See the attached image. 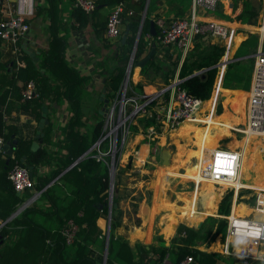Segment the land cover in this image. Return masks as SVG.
<instances>
[{
	"label": "trees",
	"instance_id": "1",
	"mask_svg": "<svg viewBox=\"0 0 264 264\" xmlns=\"http://www.w3.org/2000/svg\"><path fill=\"white\" fill-rule=\"evenodd\" d=\"M47 1L49 13L54 12L53 8L56 7V0ZM106 1L112 5L110 8L117 2L122 3L123 8L119 12L120 34L122 35L126 31L123 41H121V37L115 40L114 47L117 54L115 59L117 60L116 63L119 64L105 70L103 86L105 88L104 97L107 98L108 104L116 94L123 79L124 65L132 48L133 56L136 59L145 50H149L152 42L155 48L158 45L155 41V33L148 40L144 39V33H149L150 20L153 21L155 32L157 31L154 19L158 15L155 14L152 19L149 18V8L154 0H148L139 34L133 46L145 0H135L134 2L126 0ZM96 3L95 1V5ZM94 9L95 6L89 12H84L80 7L74 6L72 9L73 18L77 24H84L89 17V13L93 12ZM3 17L0 12V19ZM50 19L52 20V16H50ZM105 20L106 16L100 21L99 34L104 32ZM51 28L52 26L49 31L51 36L48 48L39 52V59L36 64L27 59L23 68L18 67L19 75L23 76L20 84L10 83L11 92L16 102L11 103L9 100L6 104L4 103L5 95L9 91L2 86L0 80V135L3 142L12 145L10 155H6L3 149L0 150V264H101L103 259L106 237L104 229L96 224V218L105 216L107 212L109 181L107 164L101 158L84 155L71 167L62 171L65 166L89 147L99 135L102 121L101 112L99 113L95 107L92 110L90 109L87 114L94 118V122L86 126L83 119L85 114L83 108H85V105L88 106V102L83 100L82 86L89 77L86 74L77 72L74 67L68 65L64 59L62 37L56 36L55 31H52ZM257 39V32H249L240 41L232 55V60L225 64L221 77L223 86H236L247 89L253 62L251 54L255 52ZM262 49H264V36ZM223 51L224 47L219 44H202L201 39L194 41L192 46L186 50L178 67L177 76L180 79L178 85L192 96L202 100L207 99L213 89L217 65ZM177 56L175 54L168 69L162 71L159 64L160 59L154 51L145 64L140 67V74L146 82L152 80L151 76L160 75L165 83L168 81L167 76L174 71ZM236 57L239 58L236 59ZM40 68H43L44 71H40ZM0 75H2L1 72ZM27 80H32L34 83L35 92L37 93L35 97H22V88ZM128 84L127 93L141 91V82L135 84L128 82ZM2 100L3 103L1 104ZM211 102V99L206 101L201 110L209 112ZM96 103L101 105L102 101L96 99ZM61 104L66 105L68 113L65 122L59 127L58 136L51 139L49 135L50 122H48L41 129L43 135L38 137L41 142L45 143L44 145L57 146L55 149L49 150L44 145H38L35 150H30V138H23L20 135L11 136L15 128H5L3 110L5 108L7 110L8 106H16L20 111L27 113L34 110L35 117L38 118L42 105L52 112L54 106ZM217 107L219 110L216 113L220 111L219 103H217L215 109ZM137 118L144 120V130L153 121V117L147 115ZM220 119L210 112L206 119V121H209V126L183 123L179 130L175 132V135L191 139V143L198 148V152L204 148L205 141L210 144L206 145L205 148H212L217 138L230 134L226 121ZM13 138H15V142H12ZM244 139L237 141V145H241ZM173 142L176 147L174 154L179 156L176 158L181 160L179 165L182 162L183 168L188 172L187 175L201 176L199 169L208 158L202 155L200 157V153L198 154L197 151L186 149L184 144L180 143L176 137ZM61 148L64 149L63 152ZM2 154H5V156L3 157ZM21 156L24 157V165H31L32 176L36 174L37 166H45L42 174L34 176L35 181L33 183L37 188L43 186L44 188L40 191L37 200H33L21 211L10 216L22 197L15 193L7 178V170L12 164L19 163ZM183 156V160L180 159ZM191 157L196 159L193 164H190ZM116 168L113 175V185L119 186L122 184L121 176L126 166L123 168L117 166ZM168 170L176 169L170 165ZM58 173L60 174L58 175ZM201 180L203 185L213 183L207 177L201 176ZM231 183L235 186L241 185L237 179ZM262 187L256 186L255 189ZM230 192L232 193L230 188L226 189L224 197L218 201L215 215L228 213ZM123 197H130L135 200L141 198V196L131 195L124 191L120 192L118 189L112 190V201ZM112 210L113 207L110 213L104 264H160L166 251L172 252L171 260L174 261L173 264H177V261L185 255L191 256L192 260L188 264H236V257L233 255L218 250L206 251V245L203 246V249L197 247L205 240L203 234L206 219L216 222L211 238L217 235L219 241H223L226 224L224 217L207 214L196 228L183 224L178 225L175 236L182 243H185L180 247L174 246L172 242L168 245L160 244L159 242H164L163 239H158V244L145 246L140 242H135L130 247L127 241L114 236L111 232ZM68 219L75 223L76 229L71 242L67 244L60 230ZM165 230L166 228L162 229L163 234ZM248 264H264V261L250 260Z\"/></svg>",
	"mask_w": 264,
	"mask_h": 264
},
{
	"label": "crops",
	"instance_id": "2",
	"mask_svg": "<svg viewBox=\"0 0 264 264\" xmlns=\"http://www.w3.org/2000/svg\"><path fill=\"white\" fill-rule=\"evenodd\" d=\"M6 1L8 0H1V2L3 3ZM93 1L95 6L94 11L89 13L88 15L89 17L87 18V21L84 24L79 25L74 20L72 14V9L75 6L74 0H56L57 2L56 7L53 8L54 12L51 13H49L48 11L47 0H34L32 13L28 15L27 31L23 35H20L14 43L10 42L5 38H0V72L2 74L0 75V80L2 86L9 91L4 98L5 104L9 100L11 103L16 102L11 92L10 83L20 84L23 80L22 78L23 76H20V78L18 77L19 75L18 67L23 68L26 64L27 59H29L31 62L36 64V61L39 59V52L42 50H46L48 48L50 36H51L49 31H50V27L52 26L51 29L52 31H55L54 32L55 35L62 37L64 44V49H63L64 59L67 61L68 65L74 67L77 70V72L81 74H86L89 77L87 81L83 83L82 96H83V100L87 102L89 101L92 102L89 107L85 105L84 109H87L88 111V109L92 110L93 107H95L97 111L100 113L99 110L101 105H98L96 103V99L99 100L98 94L101 92L102 87H104L103 81H104L105 70L113 67L115 64H119L116 63L117 60L115 58L117 54H116V49L114 47L116 42L115 40L118 39L115 38L111 40L107 38L104 35V33L103 34L98 33L100 21L105 18L108 10L112 5L106 0H93ZM95 1L97 2L96 5H95ZM126 1L134 2L135 0H126ZM189 9H190V0L189 2L188 0H154L153 4L150 5L148 16L150 19H152L153 15L157 14L158 16H161L164 20H170L177 16L187 15ZM197 11L199 12L200 16L203 18H214L225 22L227 26V30L229 32V44H226L227 37L218 38L214 36L201 39V43L202 44L216 43L224 47V51L217 65V70L213 81V89L211 91V93L213 94H211V97L210 96L208 97L209 99L207 98V101L210 99L216 101L217 99L216 104L217 103L220 104L219 101L221 97L222 110L220 109V111L216 113L213 109V105L211 102L210 111L206 112L205 116H203V120L206 123L204 124V126L210 125L209 121H206L207 119L206 116L209 115L210 112H212V114L215 115L216 118L219 119L221 118L220 120L226 121L228 126L227 128L230 129L231 127H233L235 123L239 121L243 122L244 120V98L246 96L247 89H243L240 87L230 88L223 86L221 83L222 73L225 69V64L228 61L232 60L231 58L236 47L238 46L240 41L247 36L249 32L258 33L256 49L258 48L262 49L263 33L261 31L264 30V23L261 27H259L258 25H260L259 23L260 18H263L264 20V0H227L223 3L219 2L215 5L213 9L214 11L213 15L204 13L205 10H202L201 8H198ZM49 15L52 16V20L50 19ZM256 27H259L261 31L256 30ZM120 28H121V24H120ZM151 36L153 35H150L149 33H144V39L146 40H148ZM120 37L121 36H119L118 38ZM231 41L232 42L234 41L235 43H232ZM165 49H167V51H165ZM154 51L156 56L159 57L160 60L163 61H166L168 59L170 60V62L169 61L165 62L166 64L163 68L166 67V70L168 69L167 64H170L172 62L171 58L176 53L178 54L177 61L173 69L174 71L173 73L167 76V80H168L167 82H169L174 78H178L177 76L178 67L186 50L181 52L179 49L176 50L170 46L163 47L156 45ZM31 52L32 55L30 54ZM146 52L147 51L145 50L136 59L141 58ZM251 55L253 56V53ZM237 58L239 57H236V59ZM233 59L235 58L233 57ZM133 60H135V58ZM163 68H161V70ZM40 71H44V69L40 68ZM13 77L14 79H12ZM151 78H152L151 81L146 82L145 78L140 74V67L131 64L128 75V82L132 84H135L136 82H141L142 83L141 90L144 91L152 90L162 84L167 83V82L165 83L163 82L162 77H160V75L151 76ZM167 96H168V92L164 94L165 98ZM2 103L3 100L1 104ZM205 111L206 110H204L203 112ZM3 112H4L3 118H4L5 128L6 129H10L13 127L15 128V130L13 131L15 133L12 132V136L20 135L23 138H30L31 141L33 140L35 126L40 115L38 118H36L34 110L31 113L22 112L16 106H10V107L8 106L7 110L5 108ZM67 113H68L67 107L64 104L54 106V110L52 112L51 110L46 108V115L48 118V122H50L49 135L51 139L56 138L58 136L59 127L65 122ZM230 116L236 118L237 121L235 122L234 120L233 122H231L232 119L229 121ZM184 123H189V122H184ZM181 125L169 135L167 141L169 140V142L172 143L171 140H173L175 137L177 139L180 137V136H176L175 132L179 130ZM159 138H161L162 142L165 140V137L162 138L161 136ZM159 138L156 139L159 142L158 141L156 142L159 144V146H161L162 142H160ZM232 139H230V141ZM250 139L251 138L245 137L242 144L239 146L240 149L239 172H244L245 170L244 173L247 175L248 170L254 173H256L258 170L257 174H255L254 179H262L263 168L260 167V169L262 170H259L258 163L256 162L257 159H259L261 161V164L263 163V160L260 159L261 156L260 151H262L264 147L260 146L261 147L260 148L258 146L255 149V151H253L252 153L253 161L252 163H250L249 155L251 154L252 150L247 154V147H248L247 144L250 141ZM235 140H237L236 137ZM255 141H259V140L257 139ZM149 142L148 145H146L145 142L144 144L141 143L143 147H140L141 145L139 144L140 150H144L148 152L149 151L148 149H150ZM208 143L209 142L207 141V145H210ZM44 144L45 143L39 140L38 145L43 146ZM259 144H263V143L259 141ZM128 145L129 148L127 147L128 149L125 148L123 150V155L120 157V160L118 161L117 164V166L119 167L121 166V168L130 165L135 166V151H136L135 145L133 144H128ZM216 145H220L217 140L214 146ZM44 146L49 150L57 148V146L55 145H44ZM225 147L238 148V145L233 147H229L228 145H226ZM185 148L198 152V150L194 145L193 147H185ZM212 148H210V150ZM61 151L63 152L64 149L61 148ZM200 151L201 150H199L198 154L200 153ZM202 153L205 154V156H203V154L201 153L200 155L209 158L208 157L209 152L202 151ZM5 154H2V156L4 157ZM139 154L140 155L137 161L139 159L140 160L143 159V155H141V153ZM184 156L180 157V159L183 160ZM190 159H192V157ZM164 166L165 165H163V167ZM169 166L170 164L168 165V168ZM44 170H45V166L43 165L37 166L35 170L36 171L35 175L37 176L42 174ZM170 172H172L171 176H176V174L182 176L180 173H183V175L188 176L187 178H189L190 176L201 180V176H197L195 174L187 175L188 172H186L185 168H183L182 172H178L177 170H172ZM35 175L32 176L31 173V176L34 181H35L34 178ZM127 177L130 179L128 184L132 185L133 188L131 195H135V192H137L136 195H140L139 194L140 192L141 198L139 200H135L130 197H123V198H118L114 201L115 206L113 207L112 210V224H111L112 234L118 238L127 241L130 247H132L135 242H140L142 244H145V246L158 244V239H163L164 242L162 243L159 242V243L164 245H168L170 242H172L173 245L177 247L185 245V243H182V241L175 236V232L178 225L183 224L181 220L183 215L181 214V212H177L174 209H172L173 208L171 206L172 201L162 199V197L159 195L157 196L158 191L154 192L153 188L151 189V191L149 190L146 193V195L143 196L142 190L140 188L141 185L140 181L135 186V175H129ZM238 182L241 183L239 180ZM242 183L248 185L251 188H255L256 186H261L247 182H242ZM201 185H203V183ZM225 187H226L225 182L221 181L220 187H218L216 190L210 191L209 189H205L204 191H202L199 197L200 202L203 205L201 209L196 210L195 208H190L188 209V212L185 214L186 217L189 218L191 223H194V221L191 219L190 216H196L197 218L199 217V214L202 213L205 216L214 207V205L215 208L213 214H215L217 202L219 200L218 198L220 197V194ZM36 189L37 187L33 185L32 188L26 189L23 192L18 193V195L21 196L22 198H26ZM192 190L191 192H194ZM235 198L236 197L233 198V202L232 204H230V210L232 214H239V215L248 214L251 208L246 206L244 203L237 202ZM166 202L168 203L165 204ZM182 207L184 206H181V208ZM110 213H111V208H110ZM253 215L256 217L259 216L256 213H254ZM106 216H107V212L105 216H99L96 218V224L102 229L106 225ZM199 222L195 223L194 226L192 227L196 228ZM183 225L188 226L189 224L188 225L183 224ZM163 228H166L164 234L162 233ZM197 247L199 249L204 248L203 246H201V244H199ZM205 249L207 250L206 247ZM169 254H172V252L166 251L164 255L167 256Z\"/></svg>",
	"mask_w": 264,
	"mask_h": 264
},
{
	"label": "built area",
	"instance_id": "3",
	"mask_svg": "<svg viewBox=\"0 0 264 264\" xmlns=\"http://www.w3.org/2000/svg\"><path fill=\"white\" fill-rule=\"evenodd\" d=\"M227 0H190V9L187 15L177 16L170 20H164L161 16L154 19L157 27L155 41L159 46L172 47L181 52L190 48L197 39L208 37L226 38L229 44V32L225 22L214 18H203L197 11L213 10L219 2ZM0 0V12L3 18L0 19V37L14 43L20 35H23L28 28V15L32 13L34 0ZM74 5L80 7L84 12H89L94 7L93 0H74ZM123 8L121 2H117L106 14L104 35L113 40L120 34L119 12ZM133 48L127 58L124 76L111 101L106 104L103 113L104 119L101 131L97 138L90 144L89 148L82 154L93 155L105 161L108 167V177L113 185V175L121 157V148L129 134V126L136 118L142 115L152 116L153 121L148 126L147 136L155 141L162 134L166 139L182 123L192 121L204 125L202 120L206 112H203L204 100L188 94L178 83L180 79L174 78L148 91H132L129 89L128 75L133 62ZM168 92L165 98L164 94ZM23 98H32L37 95L34 83L27 80L22 88ZM199 115V116H196ZM157 124V128L155 125ZM237 129L243 135L258 137L264 147V50L256 49L253 53L252 70L249 78L248 88L244 103V120ZM159 136V137H158ZM3 139L0 135V150H2ZM151 147V152L157 149V142ZM167 143H170L167 141ZM239 148H228L222 145L214 146L209 158L199 169V174L212 180L214 184H220L218 180L225 182L236 197L238 189L245 186H235L231 182L239 180ZM136 152V151H135ZM81 156V157H82ZM263 176H264V162ZM9 179L15 191L23 192L32 188L34 180L25 165L20 163L12 164L7 170ZM194 180V179H193ZM109 182V181H108ZM44 188H37L28 197L22 198L13 214L18 213L37 199L40 191ZM113 190V189H112ZM253 203L250 205L248 214H231V210L223 215L226 219L224 239L220 243V252L236 257V264H248L250 260L264 261V184L262 188L253 190ZM256 213L259 216H254ZM75 223L68 219L61 228L60 233L65 243H70ZM190 255H185L177 261V264H188L191 261ZM173 260L164 255L160 264H173Z\"/></svg>",
	"mask_w": 264,
	"mask_h": 264
},
{
	"label": "rangeland",
	"instance_id": "4",
	"mask_svg": "<svg viewBox=\"0 0 264 264\" xmlns=\"http://www.w3.org/2000/svg\"><path fill=\"white\" fill-rule=\"evenodd\" d=\"M188 2H189V0H188ZM204 13L213 15L214 11L213 10H205ZM263 21H264L263 18H260V22H259L260 25H258L259 27H261L263 25V23H264ZM259 27H256V30L259 31L260 30ZM261 32L263 33V36H264V30L261 31ZM231 42H230V45H231ZM232 43H235V42L233 41ZM176 55H178V54L176 53ZM171 60H172V58H171ZM166 61L170 62L169 59L166 60ZM166 61H163V60L159 61V64H160L161 68H163L165 66V64H166L165 62ZM167 66L169 67L170 64H167ZM162 71H166V67L163 68ZM18 77L20 78V75H18ZM12 79H14V77ZM230 88H236V86L235 87H230ZM247 88H248V86H247ZM211 94H213V93H211ZM211 94H210V97H211ZM206 101H207V99L204 100V103ZM216 101H217V99H216ZM216 101L212 99L213 109H215V107L217 106ZM91 102L92 101L88 102V107L91 105ZM219 102H220V105H221L220 109L222 110L221 97H220V101ZM244 103H245V98H244ZM213 109H212V111H213ZM83 110L85 112V114L83 116V119L85 120L86 126H88V124H91L92 122H94V118L91 117L90 114H87L89 109L87 111V109L83 108ZM217 110H219L218 107L215 109V112ZM85 115H88V116H85ZM100 116H101V119H102V121H101V125H102L104 116H103L102 113L100 114ZM196 116H199V115H196ZM206 117H208V115ZM202 120H203V118H202ZM230 120H231V122H233L234 120H235V122L237 121V119L233 118V116H230L229 121ZM186 122L192 123L190 121H186ZM194 125L201 126V125L196 124V123H194ZM132 126H135V127L133 128ZM202 126H204V125H202ZM233 126H235V128H240L241 127V122L239 121V122L235 123ZM144 127H145L144 120H141L140 118L139 119L136 118L135 122L129 126V134L126 136L125 142L122 145V148H121L122 154H121V156L123 155V150L125 148H127V147L129 148L128 144L135 145V150H136V152H135V166L134 165L126 166V169H124L123 175L121 176L122 177V184H120L119 186H114L113 185V189H115V190L118 189L120 192L124 191L126 193L131 194L133 188H132V185L128 184L130 179L127 176L135 175V186L140 181V183H141L140 188L142 190V195L143 196L146 195V193L149 190L151 191V189L153 188L154 192L158 191L157 192V196L159 195V196L162 197V199H166V200L172 201V203H171V206L173 207L172 209H174L177 212H181L182 215H185L188 212V209H190V208H195L196 210H200L201 207L203 206L202 203L200 202V198H199L200 194L202 193V191H204L205 189H209L210 191L211 190H216L220 185L211 183V184H208V185L204 186V185H201L202 181L200 179L193 178V177H190V176H189V178H187L188 176L183 175V173H180L182 176H179L177 174H176V176H171V173H172V172H170L171 170L167 169L169 164L171 165L172 168H175L178 172H182L183 171L182 162H181L182 165H179L178 164L179 160H177L178 158H176V157H179V156L174 154L175 151H176L175 143L173 142V140H171L172 143H167L166 137H165V140L163 142H162L161 138H159L160 142H162L161 143L162 145L159 146V144L157 143V149H156V151L154 153L151 152V149H148L149 150L148 152L144 151V150H142L143 152H141V150L139 148V144L141 145L140 147H143L142 144H144V142L146 143V145H148V142L150 141L149 142V147L151 148V147H153V145H155L154 142L158 141V140H155V141L150 140V138L147 136L148 127H147L146 130H144ZM155 128H157V124L155 125ZM231 128L229 129L230 130V134L229 135H227L225 137L221 136V137L216 139L219 142L220 145L221 144L225 145V146L228 145L229 147H231L230 144H229L230 139L236 137L237 141H240L241 139L245 138V137H243V134L240 133L237 129H231ZM159 136L160 137L162 136V138L164 137L162 134H160ZM257 139L260 141V139L258 137H253V138L250 139V141L247 144V146H248L247 147V154L252 150L251 154L249 155L250 163H252V161H253V158H252L253 154L252 153H253V151H255L254 149H256L259 146V144H257L258 142L256 144H254V142H256L255 140H257ZM177 140L180 143H183L184 147H193V145L191 143V139H189V138L186 139V137H179ZM167 144L171 145L169 147V151L171 152L172 156L170 157V162L168 163V165H165L163 167L160 164V159H159L158 153H159L160 148L162 146H168ZM215 144H216V142H215ZM206 145H207V141L205 142V145H203L204 148H202L201 151H200L201 154H203L202 151L203 152L207 151L210 154L211 150H210V148H205ZM235 146H237V144ZM239 146L240 145H238V148H239ZM196 149H198V148L196 147ZM138 152L139 153H143L144 161H143V159H141V160L139 159L137 161V159H138V157L140 155ZM209 154H208V157H209ZM260 154H261L260 159H262L263 162H264V148L262 149V151H260ZM199 156L201 157L200 154H199ZM203 156H205V154H203ZM195 161H196L195 157H192V159H190V164L191 163L192 164L195 163ZM127 162H128V160H127ZM256 163H258V167H259L258 169L261 170L260 167L263 168V164H261V161L259 159H257ZM244 172H245V170H244ZM244 172H240V175H239V181L240 182L253 183V184H257V185L263 186V184H264V176H263L262 179H254L255 174H257L258 170H257L256 173L248 170L247 171L248 172L247 175ZM123 177H126V178H123ZM141 178H142V180H141ZM195 182H197V183H195ZM195 184H196V186H195ZM254 189L255 188H251L248 185L238 189L239 193L236 196L235 200L237 202L244 203L246 206L250 207V205H252V203H253V197H254L253 190ZM191 190L194 191V192H191ZM224 192H221L220 197L218 198L219 200L222 197H224V195H225ZM136 194H137V192H135V196H140L141 195L140 192H139L140 195H136ZM230 194H231V196H230V204H232L234 196H233V194L231 192H230ZM216 200H217V198H216ZM167 203L168 202H166L165 204H167ZM155 206H156V204H155ZM181 206H184V207L181 208ZM214 208H215V205L208 212V214H213L214 213L213 212ZM229 208H230V206H229ZM215 214H213V215L217 216V217H221V218H223V215H225V214H217V215H215ZM203 218H202V220H203ZM201 221H200V223H201ZM182 223L186 224V225L189 224L191 226H194V224H195V223H189L186 220H182ZM215 225H216V222H214L213 220H209V219L205 220V224H204L205 232L203 234L205 240L202 241V242L200 241V242H201V246L206 245V248H207V250L205 249L206 251H213V250L217 251V250H220V243L221 242L218 240V236L215 235L214 238L213 237L211 238V233H212L213 229L215 228ZM103 229H104V232H105V226L103 227ZM181 236H183V235H181ZM167 256L171 257L170 259H172L173 255L169 254Z\"/></svg>",
	"mask_w": 264,
	"mask_h": 264
},
{
	"label": "water",
	"instance_id": "5",
	"mask_svg": "<svg viewBox=\"0 0 264 264\" xmlns=\"http://www.w3.org/2000/svg\"><path fill=\"white\" fill-rule=\"evenodd\" d=\"M147 1L148 0H145L144 2V7H143V10H142V14H141V18H140V22H139V26H138V30H137V33H136V36H135V40H134V44L135 45V42L137 40V37H138V34H139V29H140V25H141V22H142V19H143V16H144V12H145V8H146V5H147ZM148 31H149V34L150 35H153L155 33V28H154V25H153V21L150 20L149 21V26H148ZM125 34H126V31L123 32V34L121 35V41L124 40L125 38ZM154 50H155V47H154V43L152 42L150 44V48L149 50L141 57V58H138V59H135L133 60L132 64L133 65H137L139 67L143 66L145 64V62L150 58V56L152 55V53H154ZM32 55V52L30 53ZM35 57V56H34ZM222 62V61H220ZM219 63V62H218ZM104 90L105 88L102 87L101 89V92L98 94V99L102 101V104H101V107H100V112L103 114L105 109H106V104H107V98L104 97ZM48 122V118L46 117V107L43 105L41 106V114H40V117L36 123V126H35V132H34V138L33 140L30 142V145H29V149L30 150H35L36 147L38 146V142H39V139L38 137L39 136H42L43 135V132H42V127ZM12 136V134H11ZM12 142H15V138L12 139ZM168 146H162L159 150V153H158V156H159V159H160V164L163 166V165H167L169 162H170V157H171V152L169 151V147L171 146L170 144H167ZM2 149L5 151L6 155H10L11 154V151H12V145L10 146L8 144V142H3L2 145H1ZM89 147H87L81 154H79L72 162H70L67 166H65L62 171L66 170L67 168L71 167L73 164H75L82 156V154L88 149ZM23 156H21L19 158V163L21 165H24L23 163ZM26 166V165H25ZM31 174V165H27L26 166ZM61 171V172H62ZM60 172V173H61ZM58 173V175L60 174ZM112 189H113V185H112V181H111V176H110V179H109V182H108V195H107V216H106V225H105V237H106V241H105V246H104V252H103V259H102V262L101 264H104V261H105V251H106V246H107V237H108V232H109V219H110V208L114 207L115 206V202L111 200V196H112ZM16 194H18L19 192L16 191L15 192ZM13 213L10 214V216L12 215ZM200 223V222H199ZM198 223V224H199ZM198 226V225H197Z\"/></svg>",
	"mask_w": 264,
	"mask_h": 264
},
{
	"label": "bare ground",
	"instance_id": "6",
	"mask_svg": "<svg viewBox=\"0 0 264 264\" xmlns=\"http://www.w3.org/2000/svg\"><path fill=\"white\" fill-rule=\"evenodd\" d=\"M190 122H192V121H190ZM182 126V125H181ZM235 126H233L232 128H234ZM234 137V136H233ZM243 137H248V138H252V136H248V135H243ZM258 142V143H257ZM259 144V141H256V142H254V144ZM229 144H230V146L231 147H233V146H235L236 144H237V140H235V138H233L230 142H229ZM255 150V149H254ZM141 152H143L142 150H141ZM139 153V152H138ZM141 155H143V153H141ZM219 181V180H218ZM241 185H238V186H247L246 184H244V183H240ZM237 187V186H236ZM231 214H232V212H231ZM191 217V219L194 221V223H197V222H199L203 217H204V214L202 213V214H199V217H197L196 218V216H190ZM181 220H186V221H188L189 223H191L190 222V220H189V218L188 217H186V215H183L182 216V219Z\"/></svg>",
	"mask_w": 264,
	"mask_h": 264
}]
</instances>
